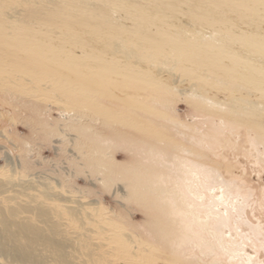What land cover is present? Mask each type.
Here are the masks:
<instances>
[{"label":"rangeland","instance_id":"374dc122","mask_svg":"<svg viewBox=\"0 0 264 264\" xmlns=\"http://www.w3.org/2000/svg\"><path fill=\"white\" fill-rule=\"evenodd\" d=\"M111 2L126 27L114 12L98 20L47 3L33 5L44 11L30 27L0 24V176L83 207L130 264H264V111L246 103L264 106V91L244 73L217 82L191 55L137 58L130 42L166 53L151 27L220 34L202 27L209 19L264 33V0H179L180 12L157 14Z\"/></svg>","mask_w":264,"mask_h":264},{"label":"bare ground","instance_id":"6f19581e","mask_svg":"<svg viewBox=\"0 0 264 264\" xmlns=\"http://www.w3.org/2000/svg\"><path fill=\"white\" fill-rule=\"evenodd\" d=\"M111 1L0 0V24L8 19L28 23L30 17L37 21L38 15L44 9L34 10L33 5L47 3L79 13L95 14L98 20H106L102 16L106 11L114 12L117 24L126 27L123 11L112 8ZM126 1L130 5L138 4V7L145 4L146 10L151 14H157L160 6L168 8L171 13L180 12L179 0ZM184 13L194 24L196 19H203L201 13L190 7H187ZM132 20L134 19H130V26ZM140 24L145 25L143 22ZM29 25H32L31 22L26 27ZM204 25L202 27L206 29L221 28V32L213 35L200 29H195L194 33L183 29L170 33L151 27L149 30L152 34L149 37L157 34L161 39L170 41L169 44L172 45L169 46L168 52L165 53L158 48H146L134 40L130 41L132 51L136 53L137 58H149L151 62L158 57L161 59L175 57L176 53L178 56L191 55L197 57L199 61L197 69L207 76H212L217 82H223L225 75L239 80L241 76L238 74L244 73L248 76L245 82L250 81L254 84L256 91H264V74L257 68L233 58V55L238 53L264 66V59L260 60L262 58L254 54L264 53V50L254 51L257 49L254 45L263 40L264 33L242 28L239 30L224 22L219 25L214 19L205 20ZM12 31L13 34L18 33L16 29ZM174 42L179 44L174 45ZM225 54L227 57L222 60ZM10 65L16 67L9 62V68ZM26 72L30 71L26 69ZM243 84L244 82L240 83L238 87L244 88ZM193 97L205 102L210 108L218 111L227 110L221 102L205 98L201 94L194 93ZM246 103L255 106L260 112L264 111V106L260 102ZM262 140L264 141V138ZM229 190L225 189L224 197L229 196ZM114 237L109 229L94 221L80 205L63 202L47 191L32 194L26 188L14 184L11 179L0 176V256H9L18 264H130V260L123 256V252L120 253ZM247 264L254 263L247 261Z\"/></svg>","mask_w":264,"mask_h":264}]
</instances>
